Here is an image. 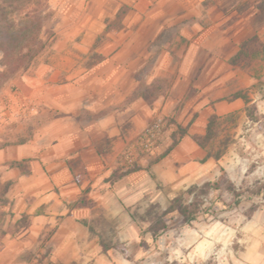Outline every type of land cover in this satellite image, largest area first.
Wrapping results in <instances>:
<instances>
[{"label": "rangeland", "instance_id": "obj_1", "mask_svg": "<svg viewBox=\"0 0 264 264\" xmlns=\"http://www.w3.org/2000/svg\"><path fill=\"white\" fill-rule=\"evenodd\" d=\"M43 2L52 15L42 46L25 68L0 78V240L23 233L42 214L44 229L25 233L32 245L24 256L28 264H59L53 228L62 221L71 226L78 216L89 230L79 229L78 239L89 247L70 264H256L246 257L249 242L264 234V125L249 118L247 106L255 103L264 115V63L234 65L229 56L249 35L264 39V0ZM63 46L74 52L64 58ZM106 57L124 65L114 80L130 82L114 83L106 109L84 107L89 95L57 103V84L68 83L67 95L78 92L74 79ZM26 74L48 84V104L38 99L30 107ZM240 90L249 102L232 97ZM106 113L124 148L137 144L157 115L166 125L155 149L137 161L126 162L121 151L108 163L86 166L96 144L105 151L115 144L116 136L96 123ZM213 114L221 116L217 136L204 149L191 134L203 135ZM180 125L189 134L180 136ZM175 132L179 142L164 154ZM31 140L39 148L23 152ZM206 150L214 156L204 160ZM63 159L68 167L52 165ZM134 165L141 168L118 179L119 187L108 179L114 167ZM178 195L200 210L195 219L165 212Z\"/></svg>", "mask_w": 264, "mask_h": 264}, {"label": "crops", "instance_id": "obj_2", "mask_svg": "<svg viewBox=\"0 0 264 264\" xmlns=\"http://www.w3.org/2000/svg\"><path fill=\"white\" fill-rule=\"evenodd\" d=\"M74 51L70 50L69 48H66L65 46L60 48V55L66 58L68 55L72 54ZM105 55H109L108 52H104ZM109 58L106 57L103 61L93 65L90 67L87 72L80 77L74 79V83H78L80 86V90L78 92H72L71 94L68 93L65 94L64 89L68 83H62L57 84V103H63L67 98L72 97L73 103L79 102V97L81 95H89V98L87 99V103L83 105L84 107L92 110V111H101L106 109V107L112 102V90L114 83L117 85V87H124V80L125 84L130 85L129 78L125 76H120L117 78V81L114 80V71H118L120 68H124V65L117 63L115 65L110 64ZM72 64L64 63L63 68L66 70L72 69ZM129 66L125 67L124 70H129ZM124 74V73H123ZM26 83L30 86V96L28 97L30 100V107L33 109L35 107L34 100L38 101L40 99V102H44L45 104H48V97L46 96V89L48 87V84L45 82V80L42 78H35L33 76H27L26 74ZM122 77V79H120ZM120 79V80H119ZM121 81V82H120ZM62 87V88H61ZM127 89V88H126ZM71 95V96H70ZM61 101V102H60ZM168 100L167 102H169ZM82 106V103L80 104ZM45 108V107H43ZM168 109V103L163 107V111ZM33 112V111H32ZM140 113H137L136 118L140 117ZM112 116L110 113L103 114L99 119L96 120V123L108 130L111 137L116 136L115 138V144L112 145L110 148V153L106 157L105 155H101L98 153L96 146L93 151V158L92 159H86V166L94 167L98 165H103L105 163H108L111 159V154H114L117 156L121 153L122 149L124 148V136L119 133L118 129L114 127ZM59 126V125H58ZM61 128L63 125L61 124ZM15 129V128H14ZM44 129H48L47 126L44 127ZM10 131H13V129H9ZM86 129L79 128L80 133L85 132ZM39 145L36 140H31L29 143H24L20 147L21 150L31 151L32 149H38ZM42 148V146H41ZM63 149L57 151V155L59 157L64 156ZM16 158V157H14ZM52 165L59 167V168H66L68 167V163L63 159L60 160V162L52 163ZM116 181V187H119L121 184L117 183ZM78 186H80V182H76ZM78 194H81V191H78ZM109 194V192H108ZM120 194V193H119ZM98 194H95L96 196ZM110 195H114L113 197H116V194L111 191ZM81 196H78V198ZM101 197V196H100ZM117 198V197H116ZM103 199V198H101ZM22 213L27 214V212L24 211V209L20 210ZM30 213V211H28ZM67 213V212H66ZM67 215V214H66ZM36 220V221H35ZM40 220V221H39ZM43 215H37L34 218V222L25 228L23 233H20L16 236H8L6 234V237L0 240V264H28L24 253L26 249L29 247V245H32V239L30 236L26 235L29 230L30 231H42L44 229L45 223L43 222ZM73 225L66 224L64 221L59 222L54 226V259L58 261L59 264H70L72 262H75L79 260V258L82 256L81 254V247H89V244L86 242V240L78 239V230H87L84 235H88V228L87 226L82 222L81 218H73ZM261 248V249H260ZM264 234H261L259 238H254L252 242H249L247 247V260L256 263V264H264ZM262 250V252L260 251ZM89 258V257H86Z\"/></svg>", "mask_w": 264, "mask_h": 264}, {"label": "trees", "instance_id": "obj_3", "mask_svg": "<svg viewBox=\"0 0 264 264\" xmlns=\"http://www.w3.org/2000/svg\"><path fill=\"white\" fill-rule=\"evenodd\" d=\"M46 6L47 4H45L43 0H0V50L2 51L0 64L4 67V70L0 72V78L25 68L31 58L42 46L40 38L41 33L52 15L50 10L44 12V7ZM14 15L18 16V18L16 19ZM103 35L104 34H100L98 40H102ZM229 62L234 65L244 66L251 65L254 62L264 63V39L259 34H252L245 37L240 42L237 50L229 56ZM161 93L162 90L158 91V93L154 95V98ZM142 97L147 100V93L143 92ZM232 97H243L247 102L251 100L249 95L241 90L235 92ZM151 102L152 100L150 103ZM247 109L249 118L253 121L261 120L260 124L263 126L264 115L259 113L255 103L248 104ZM220 117L221 116L218 114H213L210 117L203 135L197 133L191 134L192 138L200 147L207 149L209 143L216 138V125H218ZM179 129L180 136L189 134L187 128H182L180 125ZM176 134L177 132L174 133L173 142L164 154L169 152L179 142V138L176 137ZM111 139V137L107 138L108 141ZM23 141L25 140H22V142ZM96 149L99 154L105 155L106 157L110 153V150H103L100 144H96ZM211 156H214L211 150H206L204 160ZM140 168L141 166L134 165L126 171H121L119 167H114L108 179L115 182L124 175ZM189 205L190 204L182 200L181 195H178L174 197L165 212L167 213L177 209L184 216V219L189 222L195 219L200 211L190 210ZM89 227L92 230L91 226ZM102 244L107 247L104 243Z\"/></svg>", "mask_w": 264, "mask_h": 264}, {"label": "built area", "instance_id": "obj_4", "mask_svg": "<svg viewBox=\"0 0 264 264\" xmlns=\"http://www.w3.org/2000/svg\"><path fill=\"white\" fill-rule=\"evenodd\" d=\"M166 125L165 118L157 115L154 121L147 125L137 144H129L122 150V156L128 163H133L139 158L140 152L152 151L156 147V142L162 135Z\"/></svg>", "mask_w": 264, "mask_h": 264}]
</instances>
